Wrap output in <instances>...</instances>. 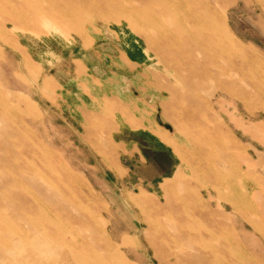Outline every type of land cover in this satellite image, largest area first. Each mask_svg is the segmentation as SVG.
Returning a JSON list of instances; mask_svg holds the SVG:
<instances>
[{
	"label": "rangeland",
	"instance_id": "obj_1",
	"mask_svg": "<svg viewBox=\"0 0 264 264\" xmlns=\"http://www.w3.org/2000/svg\"><path fill=\"white\" fill-rule=\"evenodd\" d=\"M30 1V16L20 24L26 30L12 31L11 21H0V264H18L16 253L5 251L2 242L8 238L5 226L22 225L17 208L29 213L33 200H39L57 212L52 206H66L69 197L83 210L68 206L70 210L58 211V224H70L78 215L93 220L100 253L109 249L114 255L121 239L129 238L134 239L133 252L139 257L129 254L130 262L158 264L148 259L152 249L146 244L158 233V225L145 224L129 197L144 192L164 204L161 184L177 171L182 175L172 189L171 204L182 202L193 213V223L201 226V240L213 230L223 232L236 253L264 257V0L189 2L208 4L233 40L262 60L253 78L207 77L193 93L185 89L187 83L175 81V62L148 41L151 29L140 18L105 12L104 0L93 2L92 11L86 0ZM133 5L141 7L139 2ZM40 15H50L56 28L41 27ZM22 53L29 63H24ZM169 87L178 89L176 108L170 103ZM157 117L171 130L158 124ZM253 128L258 130L255 134ZM233 145L239 150L236 158L231 154ZM241 156L250 168L240 183L224 185L213 178L214 170L224 181H232L235 169L229 165L225 169L224 164L233 166ZM69 172L88 187L70 184ZM45 181L70 191L58 194ZM243 183L249 187L245 194ZM210 187L221 197L214 192L209 200L203 190ZM185 188L203 191L201 198L189 201L183 195ZM143 206L148 214L155 209ZM168 218L161 222L163 227H169ZM28 233L36 243L42 242L33 229ZM10 243L20 251L17 243Z\"/></svg>",
	"mask_w": 264,
	"mask_h": 264
},
{
	"label": "bare ground",
	"instance_id": "obj_2",
	"mask_svg": "<svg viewBox=\"0 0 264 264\" xmlns=\"http://www.w3.org/2000/svg\"><path fill=\"white\" fill-rule=\"evenodd\" d=\"M133 1L141 3V7L134 6ZM192 1L198 0H104L102 7L105 12L113 11L123 16L129 15L132 16V18H140L145 23L146 27L151 29V34L149 32L148 35H151V38H148V41L160 47L163 52L171 57V61L175 62V81L180 82L178 81L180 79L181 83H187L188 85H186L185 89L188 88L189 91L187 92L189 93L196 92L199 81L207 79V77H218L219 79L225 78L229 80H234L238 76L242 80L253 78L256 74L255 68L256 66L260 67L262 60H260L254 51L250 50L248 47H243L238 41L236 42V40H233L225 26L222 25V18L217 15L208 4L204 7L201 5L195 6V4L188 5L189 2ZM86 2L88 7H90V11H92L93 2L96 3V0H86ZM30 4V0H0V21H11L12 24L10 27L12 31L26 30L25 27L20 24L30 16L28 9V7L31 6ZM116 18L115 16L114 19ZM38 19L40 22L39 25L46 30L55 29L57 26L50 18V15H40ZM116 24L119 23L116 22ZM1 30L2 29H0V33ZM8 41L9 40L5 42L8 43ZM16 48L20 50L19 46ZM22 57L25 64L30 62L27 54L22 53ZM235 62H237V64ZM244 65L251 68L250 72L242 69ZM187 67H189V70ZM210 67H212L213 70ZM193 81H196V83L193 84ZM45 86L46 85H44V87ZM169 89L173 92L170 103L176 108V105L177 107L179 106L180 100L178 98V89L172 87H169ZM225 89L229 91L232 90L233 93L237 91V89L233 87H226ZM109 111L110 110H106L108 114ZM179 111V113H183L180 109ZM176 112L178 114V110ZM125 113L127 114V112L123 114ZM127 121L132 122L133 120L127 119ZM29 154L31 156V153ZM17 155L20 154L17 153ZM19 165H21V163ZM55 175L57 174L55 173ZM67 178L70 184L75 187L79 186L84 189L87 186H85L86 183L84 185L81 184L82 182H80L75 175H72L71 172L67 173ZM45 182L48 189L54 186V190H56L58 194L64 195L70 191V189L65 186L59 187L57 185H52L50 181ZM161 188V197L163 198L164 204L160 203L161 199H155V196L153 198L150 196L147 197L144 195V192H141L136 197H129L131 204L139 208L141 219L145 224L149 221H153L158 225V227H156L157 230H159L158 233L149 236L148 243H146L148 246H151L150 249H152V255H149L148 259H155L158 264H264V257L248 258L236 253L232 243L226 240L223 232L219 234L213 230L211 234H207V237L201 240L200 236L202 233L199 231L201 226L193 223V213L187 208H183L184 204L182 202H179V204H171L174 199L173 193H171L174 192L172 191V189L175 188L174 183L172 186L170 183H167ZM41 190L47 192L46 190ZM193 193L189 192L188 188H185L183 195L190 201V196L193 198L195 197ZM59 198L60 196L58 199ZM71 198L69 197V200H65L66 206L62 204L55 207L53 205L52 208L59 212L70 210L71 207L77 212L83 210L82 204ZM148 204L155 207L150 214H148L149 211H143V205ZM30 208L31 210L29 213L20 211L21 208L16 209V213L20 214L18 218L21 221V226L12 227L8 224V226L4 227L5 230L3 229V233L8 237L6 240L2 238L4 250L11 254L15 252L16 254L14 255L17 256L18 264H31L33 261H36L37 264H115L111 258L113 256L119 264H138L135 261L130 262L128 259L129 254L139 258L135 252H133L134 239L122 238L118 248H114V255H110L111 251L109 249L105 253H100L99 243L96 239L98 226H96L95 221L85 220L84 217L78 215L70 219V224H58L56 220L57 217L55 216L58 211L54 212L52 210L53 213L50 209L45 207L43 202L33 200L32 204H30ZM151 214H153L154 218L150 216ZM31 215H40L41 219L36 220L35 217ZM164 218L169 219V227L168 225L166 227L161 225ZM184 221L190 222V224H185ZM205 221H208L207 216H205ZM29 228L40 234L42 242L36 243V240L28 233ZM86 230L90 231L91 234H87ZM149 232L150 228H148L147 236ZM99 234L101 236L100 238L104 236L103 225L102 227L100 226ZM181 237L186 239L177 241ZM212 239H214V241H212ZM11 241L18 244L20 251H14V249L11 248ZM104 245L110 248L107 246L108 244L105 243ZM122 247L127 248V251L121 249Z\"/></svg>",
	"mask_w": 264,
	"mask_h": 264
},
{
	"label": "crops",
	"instance_id": "obj_3",
	"mask_svg": "<svg viewBox=\"0 0 264 264\" xmlns=\"http://www.w3.org/2000/svg\"><path fill=\"white\" fill-rule=\"evenodd\" d=\"M193 110H197V109H193ZM257 131L258 130L256 128L251 129V132L254 133V134ZM231 154H232L233 158H236L238 156V154H239V150L234 145H233V150L231 151ZM224 165H225V169L227 168L226 167L227 165H229V167H233L235 169V171H234L235 172L234 178L230 179L232 181H227V180L224 181L222 178H220V175L219 174H216L217 171H214V170H213V175H214L213 178L214 179H218L224 185H231V186L235 185V183H240L241 182L240 179L243 178L248 173V169L250 168V165L246 162L245 157H243V156H241L239 158V160L237 161V163L234 164L233 166L230 165L229 162H225ZM179 175L181 176L182 173H180L179 171H177L174 174L173 177L164 179L163 180V183L161 184V187L163 185L167 184V183H170V185L172 186L173 183L175 184V182L178 180ZM184 179H185V177H184ZM182 180H183V178H182ZM242 187L244 189L243 192L245 194L246 191L249 189V187L245 183L242 184ZM203 191L207 195V197H209V200L213 198L212 197V194L215 192V190L212 187L205 188ZM203 191H201V190H198V191L194 190V193L193 194L195 195V197L201 198L199 195L202 194ZM216 194H217L218 197H221L220 194H218V193H216ZM190 195H191V193H190ZM190 198H193V197L190 196ZM232 210L233 211H237L238 209L235 207V205L232 204ZM244 233L248 236V234L246 232H244ZM261 247H263V246H261Z\"/></svg>",
	"mask_w": 264,
	"mask_h": 264
},
{
	"label": "water",
	"instance_id": "obj_4",
	"mask_svg": "<svg viewBox=\"0 0 264 264\" xmlns=\"http://www.w3.org/2000/svg\"><path fill=\"white\" fill-rule=\"evenodd\" d=\"M156 121L158 122V124H160V125L162 124L165 128H167L168 130H171L170 125L168 123H165L162 120H160L159 117L156 118Z\"/></svg>",
	"mask_w": 264,
	"mask_h": 264
}]
</instances>
